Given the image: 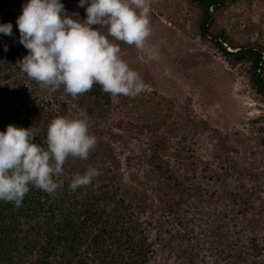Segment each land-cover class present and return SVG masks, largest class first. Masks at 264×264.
I'll use <instances>...</instances> for the list:
<instances>
[{
    "label": "rangeland",
    "instance_id": "374dc122",
    "mask_svg": "<svg viewBox=\"0 0 264 264\" xmlns=\"http://www.w3.org/2000/svg\"><path fill=\"white\" fill-rule=\"evenodd\" d=\"M229 1L213 29L264 47V0ZM27 2L0 0V24L13 26L11 36L0 33V83L30 88L37 105L27 117L37 131L57 116L87 120L97 147L87 160H70L98 169L96 184L101 173L113 174L112 158L120 163L122 193L151 247L148 264H252L251 243L262 250L254 264H264V102L243 66L201 41L196 9L186 0H150L148 44L161 60L121 44L147 87L135 98L109 94L105 104L88 92L73 100L63 88L41 89L19 70L28 50L16 20ZM60 2L86 19L87 5Z\"/></svg>",
    "mask_w": 264,
    "mask_h": 264
},
{
    "label": "clouds",
    "instance_id": "9594fccd",
    "mask_svg": "<svg viewBox=\"0 0 264 264\" xmlns=\"http://www.w3.org/2000/svg\"><path fill=\"white\" fill-rule=\"evenodd\" d=\"M87 5V6H86ZM86 19L69 16L60 0H28L16 25L19 43L28 55L17 67L41 89L63 88L73 100L90 92L94 84L112 97L135 98L147 87L141 75L122 58L121 44L160 61L152 35L150 0H79ZM99 26L101 30H94ZM12 24H0V33L11 36ZM7 51V48H5ZM31 129L8 125L0 131V201L22 206L31 188L55 196L69 158L87 160L96 149L97 137L86 119L57 116L47 128L46 146L33 143ZM100 175L89 166L76 173L71 191L90 186Z\"/></svg>",
    "mask_w": 264,
    "mask_h": 264
},
{
    "label": "trees",
    "instance_id": "16d2710c",
    "mask_svg": "<svg viewBox=\"0 0 264 264\" xmlns=\"http://www.w3.org/2000/svg\"><path fill=\"white\" fill-rule=\"evenodd\" d=\"M186 1L198 13L201 41L210 43L232 67L243 66L250 88L264 102V47L236 43L223 30L213 29L215 17L230 1ZM86 96L109 102V94L98 84ZM36 105L28 86L0 83V131L10 124L31 129L35 137L32 142L46 146L47 131H37L27 117ZM111 162L113 174L107 170L101 173L98 184L92 182L73 192L69 188L72 177L87 168L82 163L73 164L69 158L60 177L63 186L55 196L31 188L19 208L0 201V264H148L151 247L145 229L127 202L126 192L122 193L120 163L115 158ZM251 246L250 260L254 264L262 250L254 243ZM241 256L236 252L237 258ZM240 262L242 259L237 260Z\"/></svg>",
    "mask_w": 264,
    "mask_h": 264
}]
</instances>
